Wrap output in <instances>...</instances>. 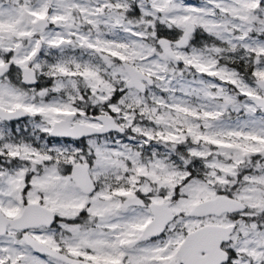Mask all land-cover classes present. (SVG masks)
Returning <instances> with one entry per match:
<instances>
[{
	"label": "snow or ice",
	"instance_id": "1",
	"mask_svg": "<svg viewBox=\"0 0 264 264\" xmlns=\"http://www.w3.org/2000/svg\"><path fill=\"white\" fill-rule=\"evenodd\" d=\"M0 264H264V0H0Z\"/></svg>",
	"mask_w": 264,
	"mask_h": 264
}]
</instances>
